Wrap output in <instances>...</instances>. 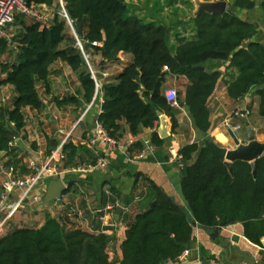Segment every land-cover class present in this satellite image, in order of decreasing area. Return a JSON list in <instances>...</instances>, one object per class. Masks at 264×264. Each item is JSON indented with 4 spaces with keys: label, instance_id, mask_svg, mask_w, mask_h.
<instances>
[{
    "label": "trees",
    "instance_id": "1",
    "mask_svg": "<svg viewBox=\"0 0 264 264\" xmlns=\"http://www.w3.org/2000/svg\"><path fill=\"white\" fill-rule=\"evenodd\" d=\"M256 1L234 0L231 6L252 10ZM27 4L35 9L55 8L56 12L48 26L17 16L11 25L14 32L0 38V56L8 58L0 63V152L4 153L5 168L13 178L27 175L29 170L23 160L17 159L16 149L10 143L26 129L25 109L42 111L45 96H51L50 102L56 108L89 105L98 85L102 105L97 122L106 133L120 141L125 127L133 138L143 129L152 130L150 143L160 149L165 140L156 131L157 112L169 118L171 132L176 128L177 111L163 94L168 75L186 80L182 103L177 100V104H183L201 133L210 128L207 101L220 76L216 71L205 73L201 69L212 71L218 67L215 64L229 62L238 73L227 88L231 100L264 85V47L251 41L255 27L235 14L201 13L189 19L195 36L181 41L172 54L169 29L128 16L125 0H27ZM61 8L73 33L59 15ZM261 10L264 17V0ZM78 44L83 45L82 51ZM90 51L101 54L103 71L107 70L106 64L121 65V70L100 84L101 78L93 75L86 64ZM119 55L131 59L124 63ZM55 64L66 65L76 74L79 91L75 97L52 95L50 77ZM5 88L8 96L2 95ZM257 95L264 126V90H258ZM50 145L56 147L54 142ZM142 149V143L135 142L128 155L132 157ZM50 153L46 151L45 156ZM63 153L64 168L83 165L84 156L88 155L87 149L71 142L63 146ZM178 156L181 193L192 220L149 179L136 174L135 187L126 205L137 211L120 213L121 222L127 227L120 264H163L176 260L193 240L192 221L208 229L240 223L251 244L260 245L264 239V157L256 161L253 177L250 164L233 163L231 175L220 159L196 143L183 146ZM139 181L141 190L134 195ZM72 185L67 184L64 195ZM107 192L110 196L101 193L102 206L109 203L114 212L119 195L113 188ZM73 207V203L63 205L58 219L46 214L39 228H14L1 237L0 264H111L105 252L109 237L103 234L111 228H99L95 233L72 224L80 221L73 215Z\"/></svg>",
    "mask_w": 264,
    "mask_h": 264
},
{
    "label": "crops",
    "instance_id": "2",
    "mask_svg": "<svg viewBox=\"0 0 264 264\" xmlns=\"http://www.w3.org/2000/svg\"><path fill=\"white\" fill-rule=\"evenodd\" d=\"M140 1L141 0H125L128 16L157 24L158 17L159 19L162 17V10L153 9L154 0H143L142 7L144 8H138L140 6ZM148 1H151V3L147 6L146 3ZM219 1L226 2L231 6L234 0H189V2H193L195 6L197 2ZM262 1L263 0H257L252 10L236 9L235 16L241 21L248 22L255 27L256 34L251 41L260 43L264 47V17L261 10ZM128 7H130V9ZM38 9L50 10L45 7ZM183 13V11L179 12V15L183 16ZM192 15L193 13L189 15V19ZM166 27L169 29L168 46L172 54H174L178 45L181 44V41L190 40L195 36L191 22L187 24H178L173 27ZM88 54L89 55L86 56L87 67L93 75L101 78L99 81L100 84L107 77L114 76L122 68L121 65L106 64L107 70L103 71L101 69V64L103 63L101 54L93 53L92 51ZM130 59V56L119 55V60L121 62L128 63ZM215 65H218V67L212 71L209 70V73L216 71L220 76L216 81L212 95L207 101L210 122L209 130L206 133H201L195 129L187 109L183 104L178 105L176 103L175 106H171L177 111L175 116L176 128L173 132H171V130L169 131V136L164 141L162 148L156 149L153 153L148 154L144 159L137 162L131 161L127 155L119 152L106 154L103 146L97 145L92 148L88 146L87 137L91 132L89 131V127L97 120L102 105V93L98 85L95 96L89 105L79 104L78 106L68 105L62 108H56L55 105L50 102L51 96H45L43 99L44 108L42 111L36 112L25 109V118L27 119V114H29L35 119L33 122L27 121L25 131L18 137H15L19 140L13 149H16L15 154L17 155V159L23 160L29 173L31 164L43 162L46 159V151L52 153L64 139H66L64 145L71 142L74 145H80L87 149L88 155L84 156V164H88L98 157H105L107 160V167L103 171L64 176L62 181L66 185L73 183L68 193L62 197L60 202H52L41 209L39 208V202L46 192L47 187L36 189L33 192V196L37 195L39 201L35 203L30 198L25 200L22 208L3 228L2 233H0V238L14 228L41 227L44 223L46 214L58 219L61 210H63V205L68 206L73 203V206L82 212V218L79 219L80 221H76V223L72 224L80 225L83 229L95 233H97L99 228H111V230L103 231V234L109 237L105 252L109 263L120 264L123 259L122 244L125 240L127 227L121 222L120 214L118 218L119 224H116L113 219L114 212H112V206L109 203L102 206L103 197H101V193L103 192L106 194L109 188L115 189L119 195L117 207L122 208L121 212H136L137 210L134 206L126 205L135 187L134 177L136 174H142L149 179L161 190L165 197L173 201L175 206L183 207L186 215L191 221L188 205L181 193L179 150L183 146L192 143L204 146L206 139H209L212 144L220 148L232 150L235 146L228 132L231 130V127L239 125L241 129L235 134L242 144H246V133L238 117L245 113H248L246 119L249 126L254 131L256 141L264 144V126L259 116V97L257 95L258 90H264V85L260 88L251 89L247 95L237 100H231L227 96V88L229 84L236 79L238 73L234 68L229 66V62ZM53 72V75L50 77L52 95L75 97L79 91V83L76 74L73 73L68 66L63 64H55L53 66ZM104 74L107 76L105 77ZM186 84L187 82L183 77L168 75L163 86V94L165 95L168 90L172 89L177 94V100L182 103ZM41 115L47 116V124H42ZM165 118L170 124L169 118L166 116ZM79 119H81V121L76 124ZM50 127L52 130H50ZM159 128L160 122L158 121L156 124L157 132ZM85 132L87 133L84 138ZM152 132V130L143 129L139 135L133 138L125 127L123 140L133 138L136 142L142 143L150 139ZM52 142L56 144L55 148L51 147L50 144ZM0 157L1 194L9 170L5 168L6 159L4 153L0 152ZM262 157H264V154ZM24 176L26 175L22 177ZM141 187V181H139L134 195L138 194ZM20 195V190H14L9 195V201H17ZM107 199L109 201V197H107ZM107 207L111 209L105 211ZM96 211H102L104 213L103 222L97 219ZM69 222H71V220H69ZM192 238L193 240L188 249L189 255L186 258L182 261L178 259L174 261L167 260L163 262V264H239L243 262L264 264V239L261 240L260 245L251 244L245 239L243 235V226L240 223L219 229V234L213 238H210L203 230L192 228Z\"/></svg>",
    "mask_w": 264,
    "mask_h": 264
},
{
    "label": "built area",
    "instance_id": "3",
    "mask_svg": "<svg viewBox=\"0 0 264 264\" xmlns=\"http://www.w3.org/2000/svg\"><path fill=\"white\" fill-rule=\"evenodd\" d=\"M43 9H35L28 6L27 0H0V38L6 37L5 30L10 27L17 16H22L29 21L38 23L41 26H48L49 22L45 19L42 14ZM61 15L67 18L66 12L61 8ZM7 38V37H6ZM93 45H96L93 43ZM79 46V44H78ZM85 57V56H84ZM86 60V57H85ZM166 70V68H164ZM106 77L107 75L104 74ZM165 98L171 106H175L177 103V94L174 90H168L165 93ZM248 113L238 116L240 118H246ZM81 121L79 119L76 124ZM241 129V126L231 127V131L236 133ZM18 138H14L10 143V147H15ZM66 139L49 155L43 162L38 164H31L29 169L30 173L22 178H13L11 173L8 172L6 175V183L0 194V233H2L3 228L7 222L22 208L25 200L31 199L33 202H38L39 197L33 196V192L41 187L46 188L47 185L54 180H62L64 176L76 175L83 173H93L97 171H103L107 167V160L105 157H98L93 163L83 164L81 166H73L64 168L62 162L64 160L63 145ZM136 141L133 138L127 140L117 141L116 139L110 137L106 131L98 124L96 128L90 132L87 137V144L89 147L103 146L106 154H111L113 152H119L125 154L129 157L131 161L137 162L144 159L148 154L153 153L156 149L152 146L149 140L142 142L143 149L133 154L130 157L128 150H130ZM181 168V165H180ZM14 190H20L21 195L17 201L10 202L9 195ZM107 195H110L106 192ZM58 200L56 202H60ZM111 209L107 207L105 211ZM73 215L75 214L78 219L82 218V212L73 207ZM96 214L100 217L98 220L103 222L104 213L102 211H96ZM189 255V250H184L180 256L177 258L182 261ZM239 264H251L248 262H243Z\"/></svg>",
    "mask_w": 264,
    "mask_h": 264
},
{
    "label": "water",
    "instance_id": "4",
    "mask_svg": "<svg viewBox=\"0 0 264 264\" xmlns=\"http://www.w3.org/2000/svg\"><path fill=\"white\" fill-rule=\"evenodd\" d=\"M226 12L235 14L236 8H234L233 6H229L226 2H222V1L197 2L196 10L191 16V19L199 16L201 13H205L208 15H212V14L222 15ZM79 48L82 51L83 45L79 44ZM201 70L204 71L205 73H209V70L207 69H201ZM157 116L160 122V128L157 134L160 139L166 140L169 136V131L171 129V126L169 122L166 120L164 115L157 112ZM240 121L243 124L244 130L246 133V137H247L246 144H242L238 140L236 134L230 130L228 134L234 143V146H235L234 149L227 150L224 148H220L212 144L209 139L205 140L204 147L209 149V151L214 157L220 159L225 164V166L227 167L231 175L233 174V171H232L233 163L245 162V163L250 164L252 168V175L253 177H255L256 176V161L259 158H261L264 154V144L256 141L254 131L249 126V123L246 118H240ZM96 124H97V120H95L92 126L89 127V131L94 130L96 128ZM67 188H68L67 185L62 180L51 181L48 184L47 190L39 202V208L41 209L44 206L51 204L52 202L61 200L65 192L67 191ZM177 207L182 213H185V210L183 207L181 206H177ZM121 211H122V208L117 207L113 214V219L117 225L119 224L118 218H119V214L121 213ZM191 226L192 228L203 230L210 238L216 237L219 234V229L204 228L196 224L194 221L191 222Z\"/></svg>",
    "mask_w": 264,
    "mask_h": 264
},
{
    "label": "rangeland",
    "instance_id": "5",
    "mask_svg": "<svg viewBox=\"0 0 264 264\" xmlns=\"http://www.w3.org/2000/svg\"><path fill=\"white\" fill-rule=\"evenodd\" d=\"M143 2H144L143 0H141L139 2L140 6L138 8H144V7H142ZM149 3H151V1H148L146 3L147 6L149 5ZM128 8L130 9V7H128ZM153 9L162 10V15H161L162 17L160 19L158 17V20L156 22L157 24H163V25H165V27L166 26H169V27L172 26L173 27V26H176L178 24H187L188 20H189V15L195 12L196 6L193 4V2L190 3L189 0L188 1L187 0H185V1L184 0H182V1L181 0H154L153 1ZM190 9H191V11H190ZM182 11L184 12L183 16L179 15V12H182ZM55 12H56V9L52 8L49 11L48 10L42 11V14L45 16V19L47 20V22H50L51 18L55 14ZM59 15L61 16V18H63L66 21V26H67L69 32L73 33L72 25L69 22L68 18L63 17L61 15V11L59 12ZM13 32H14V28L11 26L8 27L5 30L6 37L7 36L10 37V34H12ZM7 60H8V58L6 56H0V63L5 62ZM2 95L3 96L9 95L8 88H5L3 90ZM34 119L35 118L33 116H30L29 114H27L26 122L27 121L33 122ZM41 119H42V124H45V123L47 124V116L41 115ZM50 130H52L51 127H50Z\"/></svg>",
    "mask_w": 264,
    "mask_h": 264
}]
</instances>
